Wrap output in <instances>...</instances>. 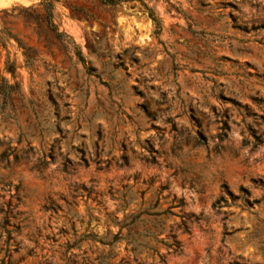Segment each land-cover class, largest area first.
Returning <instances> with one entry per match:
<instances>
[{"label":"rangeland","instance_id":"374dc122","mask_svg":"<svg viewBox=\"0 0 264 264\" xmlns=\"http://www.w3.org/2000/svg\"><path fill=\"white\" fill-rule=\"evenodd\" d=\"M147 6L0 0V264H264V0Z\"/></svg>","mask_w":264,"mask_h":264},{"label":"trees","instance_id":"16d2710c","mask_svg":"<svg viewBox=\"0 0 264 264\" xmlns=\"http://www.w3.org/2000/svg\"><path fill=\"white\" fill-rule=\"evenodd\" d=\"M98 2H100L101 4L104 5H109V6H119L122 4H129L131 3L132 5L134 4H138L140 8H142L144 11L147 12V16L148 18L151 20V22L153 23L154 26V33L157 35L160 31V22L157 19V17L154 15V13L152 12V10L147 6V2L150 0H96ZM154 1H159V0H154ZM160 1H164L167 2V0H160ZM47 18H49V14H47ZM51 29L55 30V28L53 27V25L50 24ZM223 194L227 195V196H232L231 193L226 189V187H223ZM245 192V191H242Z\"/></svg>","mask_w":264,"mask_h":264}]
</instances>
